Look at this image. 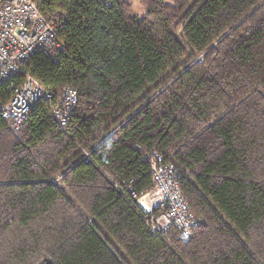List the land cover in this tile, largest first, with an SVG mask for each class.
I'll return each instance as SVG.
<instances>
[{
	"label": "trees",
	"instance_id": "1",
	"mask_svg": "<svg viewBox=\"0 0 264 264\" xmlns=\"http://www.w3.org/2000/svg\"><path fill=\"white\" fill-rule=\"evenodd\" d=\"M42 0L65 49L34 55L46 91L23 126L0 117V264H264V0ZM78 103L60 128L64 86ZM175 165L196 224L150 234L120 195Z\"/></svg>",
	"mask_w": 264,
	"mask_h": 264
},
{
	"label": "built area",
	"instance_id": "2",
	"mask_svg": "<svg viewBox=\"0 0 264 264\" xmlns=\"http://www.w3.org/2000/svg\"><path fill=\"white\" fill-rule=\"evenodd\" d=\"M42 0H0V86L23 73V67L38 53L55 59L65 49L57 39L55 26L46 21L38 4ZM10 97L0 101V117L18 129L37 103L50 102L46 91L33 77L25 75L17 86L10 85ZM78 103L77 90L64 86L55 99L52 115L60 128L68 125ZM150 165L151 188L136 193L131 179L118 185L120 195L139 213L151 234L167 238L176 230V239L187 242L196 220L180 189V173L173 163L162 162L157 151L144 154Z\"/></svg>",
	"mask_w": 264,
	"mask_h": 264
},
{
	"label": "rangeland",
	"instance_id": "3",
	"mask_svg": "<svg viewBox=\"0 0 264 264\" xmlns=\"http://www.w3.org/2000/svg\"><path fill=\"white\" fill-rule=\"evenodd\" d=\"M132 4V9L136 14H141L143 12V8L139 4V0H128ZM60 97V96H59ZM58 97V98H59ZM57 98V99H58Z\"/></svg>",
	"mask_w": 264,
	"mask_h": 264
},
{
	"label": "bare ground",
	"instance_id": "4",
	"mask_svg": "<svg viewBox=\"0 0 264 264\" xmlns=\"http://www.w3.org/2000/svg\"><path fill=\"white\" fill-rule=\"evenodd\" d=\"M182 193V192H181ZM182 196H183V194H182ZM184 198V197H183ZM185 200V199H184ZM185 202H186V200H185ZM187 203V202H186ZM188 204V203H187ZM146 226V225H145ZM148 230V229H147ZM148 232L151 234V232L148 230Z\"/></svg>",
	"mask_w": 264,
	"mask_h": 264
}]
</instances>
